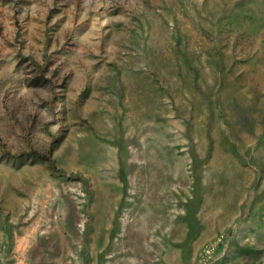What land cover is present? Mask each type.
Listing matches in <instances>:
<instances>
[{"label":"rangeland","instance_id":"rangeland-1","mask_svg":"<svg viewBox=\"0 0 264 264\" xmlns=\"http://www.w3.org/2000/svg\"><path fill=\"white\" fill-rule=\"evenodd\" d=\"M0 264H264V0H0Z\"/></svg>","mask_w":264,"mask_h":264},{"label":"trees","instance_id":"trees-1","mask_svg":"<svg viewBox=\"0 0 264 264\" xmlns=\"http://www.w3.org/2000/svg\"><path fill=\"white\" fill-rule=\"evenodd\" d=\"M52 152H53V146L50 147L49 151L46 154H43L41 156L50 163V166L53 170H57V166L53 159Z\"/></svg>","mask_w":264,"mask_h":264}]
</instances>
